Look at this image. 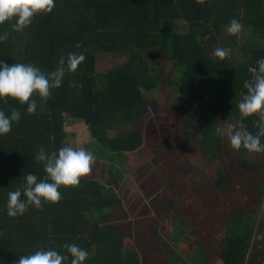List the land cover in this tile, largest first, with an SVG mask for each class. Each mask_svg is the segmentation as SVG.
<instances>
[{
    "label": "trees",
    "instance_id": "1",
    "mask_svg": "<svg viewBox=\"0 0 264 264\" xmlns=\"http://www.w3.org/2000/svg\"><path fill=\"white\" fill-rule=\"evenodd\" d=\"M232 19L248 32L241 44L227 32ZM13 23L0 25V34L8 33L0 42L7 65L33 64L50 73L69 53L86 59L65 71L46 102L30 98L38 105L35 115L14 99L0 100L6 114L21 113L0 136V264H16L42 248L63 253L65 244L87 250L85 264H208L212 257L264 264V214L258 212L264 154L235 150L232 170L223 152L228 140L215 131L226 121L257 131L258 117L242 118L238 104L254 79L250 69L264 58V0H55L50 13L36 15L22 32ZM217 48L229 55L219 59ZM159 52L176 67L165 85L172 97L152 116L145 94L165 76ZM103 56L123 60L99 70ZM72 123L88 132L92 171L79 185L62 186L58 203L9 218L8 192L29 173L45 178L34 157L41 147L70 146L65 127ZM142 146L150 160L137 159L136 192L125 200L117 188L125 153ZM183 242L184 256L177 252Z\"/></svg>",
    "mask_w": 264,
    "mask_h": 264
},
{
    "label": "clouds",
    "instance_id": "2",
    "mask_svg": "<svg viewBox=\"0 0 264 264\" xmlns=\"http://www.w3.org/2000/svg\"><path fill=\"white\" fill-rule=\"evenodd\" d=\"M54 7L55 0H0V25L14 20L12 30L22 32L32 24L36 15L50 13ZM241 29L240 21L232 19L227 32L236 35ZM7 39V32L0 34V42ZM214 55L223 60L229 55V50L217 48ZM85 59L82 53H69L66 60H60L61 66L50 73H44L33 64L7 65L0 60V100L14 99L27 106V114L35 115L38 105L35 99L30 98L35 95L46 102L51 90L61 86L65 71H76ZM250 71L254 72V79L245 83L247 94L239 102L238 110L242 118L258 117L254 121L257 131L253 133L242 124L237 126L227 121L221 122L224 126L217 127L215 131L219 137L227 138L233 150L243 148L250 153L264 154V58L259 59L256 68ZM20 120V111L13 109L6 114L0 110V136L9 134L13 124ZM34 159L43 165L45 178L29 173L23 176L20 187L8 192L5 207L9 218L23 216L29 207L40 210L45 203H58L61 200L59 189L79 185L81 177L92 171L96 158L93 152L83 147L62 146L52 152L41 147ZM63 248V253L54 248L36 250L19 257L16 264H85L89 257L88 251L77 244H65Z\"/></svg>",
    "mask_w": 264,
    "mask_h": 264
},
{
    "label": "rangeland",
    "instance_id": "3",
    "mask_svg": "<svg viewBox=\"0 0 264 264\" xmlns=\"http://www.w3.org/2000/svg\"><path fill=\"white\" fill-rule=\"evenodd\" d=\"M248 32L246 31L245 33H242L241 31L237 34V43L241 44L242 42H244V36L247 35ZM257 42H260L259 39H255ZM239 48H236V51H238ZM158 57L159 59L162 61L163 65H164V69H165V76L163 78V80L161 81L160 87L157 89H154L153 91L146 92V96L149 102V112L150 115H156L159 112L160 109V103L161 101H163L165 98L168 100L169 98H171V93L168 92L165 88H166V79L168 77H171L173 75V72L175 70V62L169 60V56L166 53H158ZM123 59L122 58H117L114 59L113 57H109V56H103L100 57L98 63H97V68L100 69H106L109 68L110 66L117 64L119 62H121ZM156 90V91H155ZM160 98V101H158L157 99ZM162 105H164V102L162 103ZM66 131L68 132V144L74 148H80L83 147L86 151V143L87 140L89 139L88 137V132L86 131L85 127L83 125H80V127L77 128V126L75 127V125L72 124H67L65 127ZM93 146L95 148H97V144H95L94 142L92 143ZM223 152L225 153V155L230 159L229 161V167L234 170L235 166H234V159L236 158L235 155V150H233L232 148L229 147H225ZM140 159L141 162H148L150 160V152L147 150V148L145 146H142L141 148H138L135 151L132 152H126L125 153V157H124V161H125V168L122 170L123 174L121 177L118 178L117 180V188L118 191L120 192L119 194L122 196L123 199H128L129 196H131L132 194H135V190L132 186L136 187L135 183H134V170H136L135 168L139 165V163H137V159ZM102 171L100 170L99 172V177H102L103 175H105V172L102 174ZM113 176H115V172L111 173ZM258 212L261 214H264V199L261 202V205L259 207ZM259 219V216H258ZM166 228L170 229L172 227L171 225V221L170 218L167 219V222L165 223ZM172 229V228H171ZM161 236L165 239V241H167L168 245L171 247H174L176 244V242H174L175 240H172L171 238H169L168 236H166V234L162 233ZM180 248L177 249V252L179 255L183 254L184 256V252H186L187 245L185 242L180 243L179 244ZM188 264H195L193 263L190 259ZM208 264H222L221 260L218 257H212L209 261Z\"/></svg>",
    "mask_w": 264,
    "mask_h": 264
},
{
    "label": "crops",
    "instance_id": "4",
    "mask_svg": "<svg viewBox=\"0 0 264 264\" xmlns=\"http://www.w3.org/2000/svg\"><path fill=\"white\" fill-rule=\"evenodd\" d=\"M76 126H77V128H78V127H80V125H79V124H75V127H76ZM136 150H137V149H136ZM134 151H135V150H134Z\"/></svg>",
    "mask_w": 264,
    "mask_h": 264
}]
</instances>
